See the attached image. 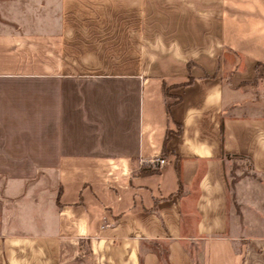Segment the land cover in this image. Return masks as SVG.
I'll use <instances>...</instances> for the list:
<instances>
[{"label":"crops","instance_id":"0c3cea01","mask_svg":"<svg viewBox=\"0 0 264 264\" xmlns=\"http://www.w3.org/2000/svg\"><path fill=\"white\" fill-rule=\"evenodd\" d=\"M0 264H264V0H0Z\"/></svg>","mask_w":264,"mask_h":264},{"label":"trees","instance_id":"16d2710c","mask_svg":"<svg viewBox=\"0 0 264 264\" xmlns=\"http://www.w3.org/2000/svg\"><path fill=\"white\" fill-rule=\"evenodd\" d=\"M165 97H166V107H167L168 111L170 110L171 105L175 104L180 99V97L169 95L167 92H165ZM170 98H173V100H169ZM169 135H170V132H168L166 134L165 145H166V143H167V141L169 139ZM165 145H164V151H166ZM142 172L146 173V174L158 173L159 172V167L148 168V169H146V170H144Z\"/></svg>","mask_w":264,"mask_h":264},{"label":"rangeland","instance_id":"374dc122","mask_svg":"<svg viewBox=\"0 0 264 264\" xmlns=\"http://www.w3.org/2000/svg\"><path fill=\"white\" fill-rule=\"evenodd\" d=\"M169 100H173V98H170ZM249 167H250L249 162L244 159L233 161L232 169L230 170V167L228 169V178L235 182L234 177L239 173V171L240 170L245 171V169Z\"/></svg>","mask_w":264,"mask_h":264},{"label":"built area","instance_id":"2783aa9c","mask_svg":"<svg viewBox=\"0 0 264 264\" xmlns=\"http://www.w3.org/2000/svg\"><path fill=\"white\" fill-rule=\"evenodd\" d=\"M153 166L154 167H160L164 164H166V160L163 157H158L154 160H152Z\"/></svg>","mask_w":264,"mask_h":264}]
</instances>
